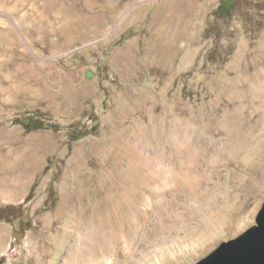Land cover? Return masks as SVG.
I'll return each mask as SVG.
<instances>
[{
	"label": "rangeland",
	"instance_id": "1",
	"mask_svg": "<svg viewBox=\"0 0 264 264\" xmlns=\"http://www.w3.org/2000/svg\"><path fill=\"white\" fill-rule=\"evenodd\" d=\"M263 204L264 0H0V264H196Z\"/></svg>",
	"mask_w": 264,
	"mask_h": 264
},
{
	"label": "water",
	"instance_id": "2",
	"mask_svg": "<svg viewBox=\"0 0 264 264\" xmlns=\"http://www.w3.org/2000/svg\"><path fill=\"white\" fill-rule=\"evenodd\" d=\"M196 264H264V204L254 226L239 237L222 242Z\"/></svg>",
	"mask_w": 264,
	"mask_h": 264
},
{
	"label": "bare ground",
	"instance_id": "3",
	"mask_svg": "<svg viewBox=\"0 0 264 264\" xmlns=\"http://www.w3.org/2000/svg\"><path fill=\"white\" fill-rule=\"evenodd\" d=\"M162 171L160 170L157 172L155 181H157V179L158 180L160 179ZM187 174H183V173L177 172V171L174 173V179L180 180V183H177V185H175L176 191H178V192H180V191L190 192V191L196 189V186L198 185L196 177L194 175H192L191 172H189ZM163 189L164 188H161V187L154 188L155 191H162ZM109 202H111V201H109ZM108 206H109V208H112V205H108ZM140 217H142V216H140ZM143 218L146 220V216H143ZM111 224L113 226L115 224L114 221ZM110 241L112 244V248H111L112 250H110L109 255L107 254L108 248H107V246H105V244L99 246L96 244L94 245L92 243H88V244L85 243L86 247H84V248L82 247V248L77 249V250L70 249L68 252V255H67V262H65V263L66 264H125V262H129V264H136V261L134 260L132 255L125 254L123 249L121 250V248H122L121 243L122 242L120 241V238L116 234H112L110 236ZM122 258H123V260H122Z\"/></svg>",
	"mask_w": 264,
	"mask_h": 264
},
{
	"label": "trees",
	"instance_id": "4",
	"mask_svg": "<svg viewBox=\"0 0 264 264\" xmlns=\"http://www.w3.org/2000/svg\"><path fill=\"white\" fill-rule=\"evenodd\" d=\"M40 128H43V124L42 123H37V125L35 127H33V129H40ZM31 195H32V192L29 194L28 198L26 199V202L30 200L31 198ZM2 212V210L0 209V213ZM0 218L1 217V214H0Z\"/></svg>",
	"mask_w": 264,
	"mask_h": 264
}]
</instances>
